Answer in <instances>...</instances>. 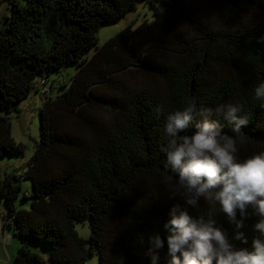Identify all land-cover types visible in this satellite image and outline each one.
Wrapping results in <instances>:
<instances>
[{
    "label": "trees",
    "instance_id": "1",
    "mask_svg": "<svg viewBox=\"0 0 264 264\" xmlns=\"http://www.w3.org/2000/svg\"><path fill=\"white\" fill-rule=\"evenodd\" d=\"M0 1L12 7L8 25L0 27V159L24 153L8 114L19 111L33 90L43 100L34 155L0 179L5 229L21 240L14 259L0 264H48L29 240L48 243L54 264H86L95 249L100 264H151L157 232L165 239L157 250L159 264H167L164 224L174 205H184L172 195L176 178L164 167L165 118L194 105L202 113L198 118L219 121L231 135L220 109L240 103L250 121L238 143L240 154L264 151V107L253 99L264 82V3ZM141 1L152 5L155 18L99 46V29ZM71 63L79 70L70 84L48 77L62 75ZM27 178L33 191L22 195ZM27 201L31 207H22ZM213 210L205 201L199 209L189 208L194 216ZM81 217H90L89 237L76 227ZM215 219L237 247L251 246L255 216L242 229L247 244L233 239L234 226L223 213Z\"/></svg>",
    "mask_w": 264,
    "mask_h": 264
},
{
    "label": "clouds",
    "instance_id": "2",
    "mask_svg": "<svg viewBox=\"0 0 264 264\" xmlns=\"http://www.w3.org/2000/svg\"><path fill=\"white\" fill-rule=\"evenodd\" d=\"M253 99L264 107V82L255 87ZM220 111L231 135L219 121L198 118L202 113L194 105L165 118L164 167L176 178L172 195L184 205H174L164 224L167 264H264V151L240 154L238 143L243 142V129L250 122L242 104L229 103ZM189 128L195 129L190 135L186 134ZM201 201L211 202L214 210L192 215L189 208L199 209ZM217 213L225 215L234 226L233 239L243 244L248 243L242 230L245 221L255 216L251 246L237 247L217 224ZM151 241V264H159L157 250L164 247L165 239L157 232Z\"/></svg>",
    "mask_w": 264,
    "mask_h": 264
},
{
    "label": "rangeland",
    "instance_id": "3",
    "mask_svg": "<svg viewBox=\"0 0 264 264\" xmlns=\"http://www.w3.org/2000/svg\"><path fill=\"white\" fill-rule=\"evenodd\" d=\"M161 8L163 6L161 5ZM12 15V7L8 1H0V27L6 26L9 23L8 17ZM155 18L154 8L150 3L141 1L136 10L129 13L119 21L106 23L98 31V45L104 44L108 39L121 32L122 30L132 27L135 29L144 21H152ZM96 51V47L89 50L91 55ZM79 70V66L75 63L68 64L62 75L58 73L48 74L50 79L61 78L66 80L68 84ZM39 82L37 79L36 84ZM64 88H55L54 95L62 93ZM43 104V100L38 95L36 90H33L31 95L20 104V110L9 113L12 121V134L14 138L24 145V153L6 155L0 159V179L6 176V170H14L26 163L34 155L37 142L41 139V118L39 109ZM16 171V170H15ZM19 171V170H18ZM22 195L24 192H32L33 185L31 179L22 180ZM22 207L30 208V201L25 202ZM6 204L3 198L0 197V261L5 263L9 258L11 260L19 252L21 240L14 234L13 229L6 228L2 214L6 213ZM76 227L79 233L84 237H89L92 233V225L90 217H81L76 221ZM28 244L33 250L40 252L48 264H54L51 259V247L44 241L29 240ZM86 264H100V253L95 249V253L89 258Z\"/></svg>",
    "mask_w": 264,
    "mask_h": 264
}]
</instances>
